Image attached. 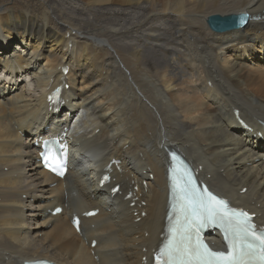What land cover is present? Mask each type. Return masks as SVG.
Returning a JSON list of instances; mask_svg holds the SVG:
<instances>
[{"label":"bare ground","instance_id":"6f19581e","mask_svg":"<svg viewBox=\"0 0 264 264\" xmlns=\"http://www.w3.org/2000/svg\"><path fill=\"white\" fill-rule=\"evenodd\" d=\"M232 14L245 25L206 23ZM62 80L67 101L50 114L46 89ZM57 127L82 154L63 179L39 168L31 146ZM263 129L264 0H0V263L140 264L169 213L170 149L264 224ZM112 159L122 192L111 197L114 183L98 187V176ZM93 208L78 235L70 214Z\"/></svg>","mask_w":264,"mask_h":264},{"label":"snow or ice","instance_id":"6c2138e0","mask_svg":"<svg viewBox=\"0 0 264 264\" xmlns=\"http://www.w3.org/2000/svg\"><path fill=\"white\" fill-rule=\"evenodd\" d=\"M43 160L51 171L63 175L58 160L50 155ZM173 188L180 218L170 229L168 243L155 254L156 264H264V230L257 231L247 212L230 209L224 200L206 188L196 189L182 176ZM216 221L226 225L225 240L230 241L226 251H213L198 239L192 241L193 228L199 230Z\"/></svg>","mask_w":264,"mask_h":264},{"label":"water","instance_id":"95a60500","mask_svg":"<svg viewBox=\"0 0 264 264\" xmlns=\"http://www.w3.org/2000/svg\"><path fill=\"white\" fill-rule=\"evenodd\" d=\"M243 22L244 20L242 19V16L236 14L226 16L211 15L206 19L208 27L214 32L232 30L235 27L242 25Z\"/></svg>","mask_w":264,"mask_h":264}]
</instances>
